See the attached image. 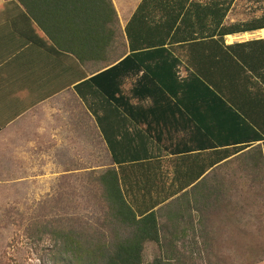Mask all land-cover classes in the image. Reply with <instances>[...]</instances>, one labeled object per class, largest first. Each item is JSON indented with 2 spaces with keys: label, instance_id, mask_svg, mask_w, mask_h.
Masks as SVG:
<instances>
[{
  "label": "crops",
  "instance_id": "1",
  "mask_svg": "<svg viewBox=\"0 0 264 264\" xmlns=\"http://www.w3.org/2000/svg\"><path fill=\"white\" fill-rule=\"evenodd\" d=\"M112 1L121 31L125 33L144 0ZM185 1L180 18V21L186 20L185 25L170 45L173 55L181 63L178 67L180 79H185L194 69H201L209 81L207 83L218 89V96L229 105L232 103L237 108L235 111L249 125L244 126L235 115L221 108L219 100L208 92L191 91L187 97L191 99V107L174 108L175 97L170 98V102L166 92L159 93L156 85L148 82L146 92L140 95L147 97V129L157 133L164 143L154 144L163 150L159 158L162 170H157L155 174L157 178L166 175L168 187L167 190L165 187L164 194L175 190L169 188L174 178L260 181L264 179L261 161L264 154L261 158L250 151L256 147L264 149V141L248 145L232 144L216 150L212 147H219L216 142L220 132L232 133L234 137H237L235 133L243 136L242 130L264 135V28L220 34V31L246 28L264 21V0H157L150 3L149 12L146 10L143 13L145 19L151 20H146L148 25L144 30L152 27V21L167 19V5L172 7L174 2L184 4ZM11 10L12 6L0 0V121L5 123L0 131V180L42 182L63 177L74 179L76 175L77 180L89 182L92 173L101 175L112 166V161L96 118L76 91L79 86L81 93L87 96L89 89L80 82L75 84L74 79L82 73L90 79L91 68H105L107 65L100 59H89L80 64L72 55L69 56L78 62L77 65L73 62L67 65V59L63 57L61 60L66 62L65 66L57 64L58 57L46 47V44H52L44 33L34 34L24 27L20 14ZM221 18L222 24L216 30L215 25ZM18 28L24 32L19 33ZM258 41L262 43L239 47ZM120 47L124 49L123 44ZM222 48L228 53L222 52ZM229 48L234 49L236 54ZM129 54L127 46L126 55ZM235 63L246 70V74L236 73ZM151 66H162L168 74L167 66L170 65L160 61L151 63ZM163 72L161 78L166 81L168 78H164ZM137 80L136 76L128 77L124 89H132ZM177 97H182L180 92ZM113 117L114 127H123V119L117 113ZM129 129L131 153L134 154L140 140L138 135L133 134L139 128L131 126ZM117 139L122 141L121 137ZM214 142L215 145L211 146ZM241 145L245 150L219 155L220 150L231 151ZM166 148L177 152H166ZM174 160L179 163L177 170L173 169ZM92 162L97 166L91 168ZM187 191L190 188L182 190L177 196ZM174 212L171 208L166 213L171 217ZM217 223L218 216L211 210L206 225L213 229Z\"/></svg>",
  "mask_w": 264,
  "mask_h": 264
},
{
  "label": "trees",
  "instance_id": "2",
  "mask_svg": "<svg viewBox=\"0 0 264 264\" xmlns=\"http://www.w3.org/2000/svg\"><path fill=\"white\" fill-rule=\"evenodd\" d=\"M154 1L157 0H144L126 27L125 33H122L112 0H5L7 5L12 6V13L20 14L25 22L24 27L32 30L34 34L40 31L44 33L52 44L51 46L46 44V47L58 57L57 64L65 66L66 62L63 63L61 60L63 57L67 59V65L72 62L75 65L78 62L84 64L89 59L92 61L100 59L107 65L105 68H91L90 79H87L84 73L76 75L74 79L75 84L80 82L83 87L89 89L88 95L85 96L81 93V87H76V91L97 120L111 156L110 164L117 167L110 166L95 177V184L99 185L100 189L95 200L99 203L97 209L101 210L103 218L97 214L95 216L87 214L75 215L74 218L65 217L59 221H39L38 226L28 233V237L37 246L49 245L48 250L57 264H180L182 258H179L178 235L182 238L187 231L180 229L183 221L186 227H193L195 218L193 212H197V218L208 224L211 210L219 215L220 192L231 195L233 181H238L231 180L227 183L225 179L204 178L199 181L174 178L169 188L175 190L171 194H164L165 187L166 190L168 187L166 175L157 178L155 174L157 170H162L159 158L163 150L154 145L163 142L157 133L147 129L145 117L147 97L140 96L146 92L148 82L155 84L159 93L166 92L170 102H172L170 98L175 97V104H172L174 108L182 106L189 109L191 107V99L187 98L189 93L199 90L201 93L208 92L218 99L220 107L235 115L241 124L244 126L249 124L235 111L237 108L232 103L229 105L218 96L216 92L218 89H213L211 87L213 84L207 83L209 81L201 69L200 71L194 69L185 79H180L178 67L181 63L173 55L170 45L177 39L179 30L185 25L186 20L180 21V18L186 1L184 4L174 2L172 7L167 5V19L155 23L152 21V27L146 31L144 28L150 19H145L143 13L146 10L150 11L148 8ZM222 20L221 18L216 23V30L221 26ZM16 22L20 23V20ZM253 28H264V21L246 28L236 27L220 31V34L245 32ZM16 30L19 33L24 32L20 28ZM210 35L212 38L213 35ZM261 43L258 41L239 47L246 48ZM122 44L123 50L120 47ZM127 46L130 48L129 55H126ZM231 50L236 54L234 49ZM222 52L228 53V50L222 48ZM69 55L75 57L78 62ZM160 61L169 63L168 74L166 68L162 66H151V63ZM234 66L236 73L246 74V70L238 63ZM162 72L164 78H168L166 81L161 78ZM132 76L138 77V80L132 89L127 91L124 89L125 82ZM196 85H199V88ZM179 92L182 97H177ZM116 113L123 119V127H114L113 116ZM4 126L5 123L0 121V131ZM131 126L139 128L138 132L133 134L138 135L140 140L134 154L131 153L129 129ZM241 133L243 136L235 133L237 137H234L232 133L220 132L219 140L216 142L219 147H212L215 148L213 150L232 144L248 145L264 141V135L257 131L249 134L242 130ZM117 137H121L122 141L119 142ZM151 145L152 147H149ZM214 145L215 142L211 144ZM243 150L245 147L241 145L231 151L220 150L219 155ZM165 151L172 154L177 152L169 148ZM250 152L262 158L264 149L256 147ZM263 159L261 161L264 169ZM172 164L173 169L177 170L179 163L174 160ZM251 181L256 186L264 187V179ZM219 184L222 190L219 189ZM188 188L190 191L177 196L179 192ZM199 206L202 207L200 210ZM171 208L175 212L169 217L166 212ZM167 235L172 236L171 241ZM149 243L157 245L162 255L156 257L153 262L146 263L145 250Z\"/></svg>",
  "mask_w": 264,
  "mask_h": 264
},
{
  "label": "rangeland",
  "instance_id": "3",
  "mask_svg": "<svg viewBox=\"0 0 264 264\" xmlns=\"http://www.w3.org/2000/svg\"><path fill=\"white\" fill-rule=\"evenodd\" d=\"M97 175L92 173L89 182L77 180L76 175L42 182L0 180V264H57L49 245L37 246L28 233L39 221L87 214L103 218L95 200L100 191ZM233 186V195L219 194L216 228L207 227L197 212L193 227L183 221L180 229L187 231L182 238L178 235L180 264H264V187L243 180L233 181ZM167 238L172 240L171 235ZM161 255L157 245L147 244L146 263Z\"/></svg>",
  "mask_w": 264,
  "mask_h": 264
}]
</instances>
